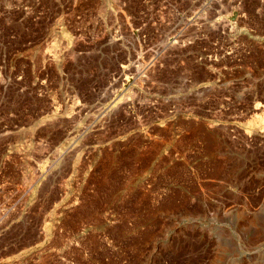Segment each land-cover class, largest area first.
<instances>
[{
	"label": "rangeland",
	"instance_id": "1",
	"mask_svg": "<svg viewBox=\"0 0 264 264\" xmlns=\"http://www.w3.org/2000/svg\"><path fill=\"white\" fill-rule=\"evenodd\" d=\"M0 264H264V0H0Z\"/></svg>",
	"mask_w": 264,
	"mask_h": 264
},
{
	"label": "bare ground",
	"instance_id": "2",
	"mask_svg": "<svg viewBox=\"0 0 264 264\" xmlns=\"http://www.w3.org/2000/svg\"><path fill=\"white\" fill-rule=\"evenodd\" d=\"M49 52V51H48ZM53 120V119H52ZM140 122V121H139ZM139 124V123H138ZM148 135V134H147Z\"/></svg>",
	"mask_w": 264,
	"mask_h": 264
}]
</instances>
